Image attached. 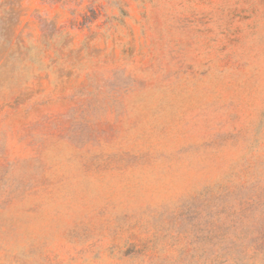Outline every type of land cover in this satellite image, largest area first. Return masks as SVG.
I'll list each match as a JSON object with an SVG mask.
<instances>
[{
  "label": "rangeland",
  "instance_id": "374dc122",
  "mask_svg": "<svg viewBox=\"0 0 264 264\" xmlns=\"http://www.w3.org/2000/svg\"><path fill=\"white\" fill-rule=\"evenodd\" d=\"M0 264H264V0H0Z\"/></svg>",
  "mask_w": 264,
  "mask_h": 264
}]
</instances>
